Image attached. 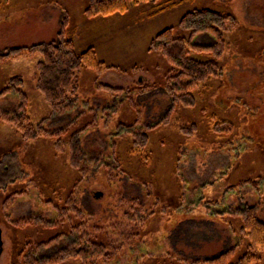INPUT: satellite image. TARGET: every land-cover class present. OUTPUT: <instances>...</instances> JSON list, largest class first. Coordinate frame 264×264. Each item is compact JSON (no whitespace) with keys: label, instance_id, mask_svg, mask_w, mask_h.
<instances>
[{"label":"rangeland","instance_id":"obj_1","mask_svg":"<svg viewBox=\"0 0 264 264\" xmlns=\"http://www.w3.org/2000/svg\"><path fill=\"white\" fill-rule=\"evenodd\" d=\"M91 2L0 0V52L56 40L62 19L68 17L79 53L92 48L100 62L122 70L101 77L84 70L76 111L65 124L55 125L51 108L37 89L41 56L0 62V94L12 87L13 78H22L31 122L37 126L47 120L48 132L45 138L25 141L0 122V174H6L10 185L0 189V264H18L20 244H42L55 236L41 233L39 226L23 231L13 223L39 216L54 220L45 200L53 197V190L72 187L76 174L70 168L69 140L84 127L89 128L75 141L79 140L92 169L80 187V206L84 212L93 210L89 214L100 240L115 243L109 264H155L167 254L204 261L223 254L240 243L239 224L218 219L224 212L255 207L264 223V0H159L155 8L144 5L109 18L88 17ZM164 8V14L152 15ZM200 9L232 15L238 22L228 37L231 51L223 60L222 76L210 90L199 89L196 107L179 105L168 126L150 132L151 162L129 155L128 144L119 142L124 127L149 132L173 106L165 91L171 66L159 53L150 52V44L171 27L176 36L187 37L179 22ZM193 43L210 46L212 40L199 36ZM211 56L192 55L203 61ZM145 85L152 88L146 90ZM21 105V97L13 92L0 98V114L19 117ZM69 126L67 134L56 135ZM189 131L193 135H185ZM115 143L121 148L124 175H130L119 184L96 165L102 158L111 162ZM12 180L17 183L11 184ZM249 180L259 184H242ZM140 197L147 204L146 222L143 226L139 222L143 228L137 229L138 224H127L124 216L127 202L131 206ZM154 213L156 218L150 217L147 224ZM122 229L140 232L121 236Z\"/></svg>","mask_w":264,"mask_h":264},{"label":"trees","instance_id":"obj_2","mask_svg":"<svg viewBox=\"0 0 264 264\" xmlns=\"http://www.w3.org/2000/svg\"><path fill=\"white\" fill-rule=\"evenodd\" d=\"M158 2L159 0H92L86 10V15L90 18H109L119 14H127L132 8L144 5H153L155 8ZM164 11L165 8L158 9L152 15H158ZM237 26L238 22L232 15L222 14L211 9H200L189 12L179 22V27L189 34L187 37L176 36L175 28L171 27L152 40L150 52L159 53L171 66L165 75V91L172 99L173 106L169 114L161 122L155 124L149 132H146L144 128L143 130H135L133 127H124L125 129L119 134V142L120 144L123 142L128 144L129 155L151 162L150 132L160 129L162 126H168L172 111L177 109L179 105H184L189 109L196 107V95L199 94V89L202 88L203 92H206L210 90L214 82L220 80L223 60L231 51V43L228 41V37ZM69 27V19L65 17L61 21L56 40L31 47L10 48L0 52V62L41 56L42 60L37 66V89L50 106L51 118H53L55 125L65 124L69 120V115L76 111L79 103V76L84 70H94L98 77L108 71H122L100 62L92 48L79 53L74 35L70 33ZM199 36L209 37L212 44L210 46L195 45L193 40ZM197 53L212 54V56L205 61L197 60L192 57L193 54L197 55ZM10 82L12 87L5 89L0 94V98L16 92L22 99L21 114L19 117L0 114V122L8 124L15 131V134L25 141H36L47 137L48 132L45 129L47 120L37 126L31 122L27 110L29 99L23 90V79L16 77ZM106 88L112 90L109 87ZM150 88L152 85L144 86L146 90H150ZM68 128L71 126L63 131H58L56 135L64 136L67 134ZM88 128L84 127L78 130L69 140L70 168L76 174L72 187L64 186L58 191L53 190V197L50 200H45V204L50 206L53 211L54 220L49 221L39 216L23 218L13 223L16 228L23 231L24 229L33 231L39 226L41 233L53 232L55 234L46 243L31 244L25 242L20 244L17 247L18 264H109L111 262L112 256L117 250L114 247L115 243L100 240L101 238L96 234L99 233L96 222L92 223L91 221L90 214L93 213V210L85 208V212L88 213V217H86L80 206V187L85 175L92 167L89 165L87 154L79 140H75L78 136L85 134ZM185 135L191 136L193 134L192 131H189ZM61 139L58 138L57 141ZM113 149L110 163L102 158L97 161L96 165L103 175L109 176L110 181H119V184L123 177L128 179L130 175L127 172L126 176L124 175V161L120 146L117 148L116 144ZM5 175L3 172L0 174V189L10 186ZM12 182L17 183L14 180L10 181L11 184ZM242 184L257 186L259 182L249 180ZM44 188L45 186L40 190L41 199H44L43 196H45ZM141 199L140 197L131 201V206L127 202L129 211L124 216L127 224L128 222L131 225L138 224L137 229L143 228L142 226L146 222L144 214L147 211V204ZM202 205L204 206L205 203ZM205 206H208V203ZM193 210L196 212V208ZM156 215L154 213L149 216L146 219L147 224L151 220L150 217L154 219ZM227 218L235 220L239 224L240 243L229 248L223 254L204 261L178 259L167 254L155 264H264V223L260 220L257 209L255 207L230 209L218 217L219 220H226ZM139 222L142 226L139 225ZM228 226L230 225L228 224ZM135 231L129 233L127 229H122L121 236H124L125 233H129L130 237L136 236L140 232L137 230L135 233ZM25 239L30 240L27 236ZM14 264L17 262L15 261Z\"/></svg>","mask_w":264,"mask_h":264},{"label":"water","instance_id":"obj_3","mask_svg":"<svg viewBox=\"0 0 264 264\" xmlns=\"http://www.w3.org/2000/svg\"><path fill=\"white\" fill-rule=\"evenodd\" d=\"M101 197H102V193H98V194H96V198H97V199H100ZM1 236H2V235H1V232H0V247H2ZM1 251H2V248H1ZM1 251H0V252H1Z\"/></svg>","mask_w":264,"mask_h":264},{"label":"crops","instance_id":"obj_4","mask_svg":"<svg viewBox=\"0 0 264 264\" xmlns=\"http://www.w3.org/2000/svg\"><path fill=\"white\" fill-rule=\"evenodd\" d=\"M173 10H174V9H173ZM173 10H172V11H173ZM163 14H164V13H163ZM77 43H78V41H77ZM77 43H76V44H77Z\"/></svg>","mask_w":264,"mask_h":264}]
</instances>
